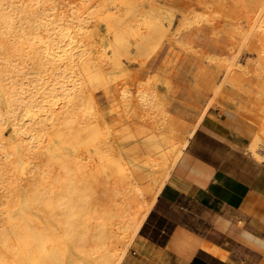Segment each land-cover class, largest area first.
Listing matches in <instances>:
<instances>
[{
	"label": "bare ground",
	"instance_id": "obj_1",
	"mask_svg": "<svg viewBox=\"0 0 264 264\" xmlns=\"http://www.w3.org/2000/svg\"><path fill=\"white\" fill-rule=\"evenodd\" d=\"M121 56L134 91L96 70ZM195 84L257 122L255 154L264 0H0V264H118L196 127L172 100L204 101Z\"/></svg>",
	"mask_w": 264,
	"mask_h": 264
},
{
	"label": "crops",
	"instance_id": "obj_2",
	"mask_svg": "<svg viewBox=\"0 0 264 264\" xmlns=\"http://www.w3.org/2000/svg\"><path fill=\"white\" fill-rule=\"evenodd\" d=\"M258 131L232 108H207L118 264H264Z\"/></svg>",
	"mask_w": 264,
	"mask_h": 264
},
{
	"label": "rangeland",
	"instance_id": "obj_3",
	"mask_svg": "<svg viewBox=\"0 0 264 264\" xmlns=\"http://www.w3.org/2000/svg\"><path fill=\"white\" fill-rule=\"evenodd\" d=\"M97 46L99 48L108 50V52L111 50L110 44L106 41L105 42L102 40L98 41ZM128 52L130 53V55H132L131 51H128ZM122 58H123L122 62L116 66L115 65H109V64L107 65L105 60H101L96 64V70L99 73V72H101L107 68V70L112 74L114 73V74L119 75V76L127 74L129 76L127 79L130 82L129 89L131 91H134L135 90V83H137L138 78H139V73L141 72V67L138 64V61H136L135 59H130L129 57H127V58L122 57ZM261 79H262L261 74H254L251 77V83L254 81L255 82L260 81ZM195 86L198 87L202 91L203 94H206L207 98L204 101H202V102L198 101L196 96L192 97V98H188V97H186V95L182 91L181 92L177 91L175 93V99H172V100H174L173 106H176L175 108H182L183 120L187 121L191 124L197 123L201 114L207 108H209V107H225V106H221L217 103L216 104L211 103L213 98L215 97V95L209 89H207L203 86H198L196 84H195ZM254 87H255L254 90L256 91L258 88L257 85H254ZM219 92L221 93L222 91L220 90ZM261 142L264 144V140ZM168 169H169V167L167 168L166 165H164L162 167V172L165 170L167 171ZM168 176H169V174H168Z\"/></svg>",
	"mask_w": 264,
	"mask_h": 264
}]
</instances>
